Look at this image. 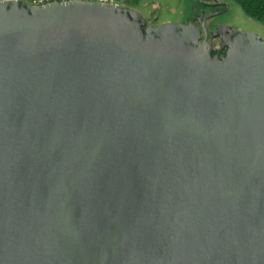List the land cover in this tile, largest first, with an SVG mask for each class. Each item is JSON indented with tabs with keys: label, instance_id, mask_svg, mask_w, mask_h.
<instances>
[{
	"label": "water",
	"instance_id": "1",
	"mask_svg": "<svg viewBox=\"0 0 264 264\" xmlns=\"http://www.w3.org/2000/svg\"><path fill=\"white\" fill-rule=\"evenodd\" d=\"M143 26L0 2V264H264V41Z\"/></svg>",
	"mask_w": 264,
	"mask_h": 264
},
{
	"label": "rangeland",
	"instance_id": "2",
	"mask_svg": "<svg viewBox=\"0 0 264 264\" xmlns=\"http://www.w3.org/2000/svg\"><path fill=\"white\" fill-rule=\"evenodd\" d=\"M26 3L32 0H25ZM117 5L120 8L133 10L152 27L170 23H183L197 17L204 10L205 15L211 12L204 9L203 0H84ZM228 5V12L209 22L208 31L214 30V25L224 24L234 29L253 33L264 40V24L246 15L234 0H220ZM204 3L206 1H203ZM207 3V2H206ZM210 3V2H209ZM221 11V10H220Z\"/></svg>",
	"mask_w": 264,
	"mask_h": 264
},
{
	"label": "flooded vegetation",
	"instance_id": "3",
	"mask_svg": "<svg viewBox=\"0 0 264 264\" xmlns=\"http://www.w3.org/2000/svg\"><path fill=\"white\" fill-rule=\"evenodd\" d=\"M203 1H206L207 3L206 2L204 3ZM203 1L202 4L205 5L204 9H208L211 11L209 15H205V11L202 10L199 12L197 17L191 18L183 23H173V24H178L183 26L185 28L184 32L189 36L190 39L193 40L194 45L197 48L203 46L209 52V55L211 57H218L219 59H221L226 55L227 51L231 49V47L234 44H236L239 40L236 36L230 35L229 33L230 31L231 32L238 31L245 33H249V32H246L244 30L234 29L231 26L224 24H216L214 25L213 31H208L207 28L209 27L208 25L209 22L213 21L217 17L226 14L228 12V7L226 9L224 6H218V4L214 0H203ZM219 3L226 4V3H222L220 0ZM142 21L144 22V26L142 27L143 30H145L147 27L155 28L149 25L143 19ZM227 28H229L230 31H227ZM261 41L264 40L261 39ZM246 45L248 46L247 42H245L244 47H246Z\"/></svg>",
	"mask_w": 264,
	"mask_h": 264
},
{
	"label": "trees",
	"instance_id": "4",
	"mask_svg": "<svg viewBox=\"0 0 264 264\" xmlns=\"http://www.w3.org/2000/svg\"><path fill=\"white\" fill-rule=\"evenodd\" d=\"M241 10L264 24V0H234Z\"/></svg>",
	"mask_w": 264,
	"mask_h": 264
},
{
	"label": "built area",
	"instance_id": "5",
	"mask_svg": "<svg viewBox=\"0 0 264 264\" xmlns=\"http://www.w3.org/2000/svg\"><path fill=\"white\" fill-rule=\"evenodd\" d=\"M10 1H21L26 3L25 0H0V2H10ZM67 1H84V0H32L30 2H27L26 4H29L31 6H42L49 3L67 2Z\"/></svg>",
	"mask_w": 264,
	"mask_h": 264
}]
</instances>
